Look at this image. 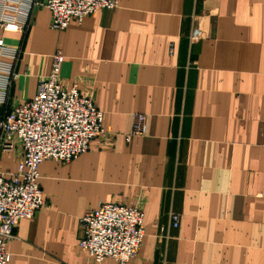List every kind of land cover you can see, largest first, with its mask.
I'll use <instances>...</instances> for the list:
<instances>
[{
    "label": "crops",
    "instance_id": "1",
    "mask_svg": "<svg viewBox=\"0 0 264 264\" xmlns=\"http://www.w3.org/2000/svg\"><path fill=\"white\" fill-rule=\"evenodd\" d=\"M3 38L21 53L0 117L34 98L60 48L63 83L94 96L110 132L40 165L46 204L19 221L9 264H98L78 244L101 203L145 213L127 264H264V0H120L63 31L36 7L25 34ZM135 113L144 133L128 141ZM21 159L0 149V173Z\"/></svg>",
    "mask_w": 264,
    "mask_h": 264
},
{
    "label": "built area",
    "instance_id": "2",
    "mask_svg": "<svg viewBox=\"0 0 264 264\" xmlns=\"http://www.w3.org/2000/svg\"><path fill=\"white\" fill-rule=\"evenodd\" d=\"M120 0H0V101H5L18 77L16 61L21 45L4 41L6 32L25 34L36 7L51 12V26L65 30L72 20L83 21L101 9H116ZM201 36L193 33L192 40ZM21 44V43H20ZM174 51V44L171 45ZM65 62L58 48L52 55L51 70L38 81L33 99L22 102L0 117V149L21 148L22 159L9 177L0 173V264H9L7 245L16 237L21 219L33 218L46 201L40 184V165L46 160L69 162L89 149L92 140L110 132L104 126V112L91 94L80 91L79 83L65 85L61 78ZM146 115L134 114L132 135L144 133ZM145 213L138 206L101 203L80 218L83 237L79 248L101 264L106 258L127 264L139 253L145 236ZM173 226L179 214L171 215Z\"/></svg>",
    "mask_w": 264,
    "mask_h": 264
}]
</instances>
